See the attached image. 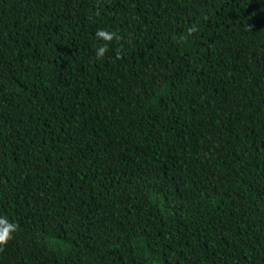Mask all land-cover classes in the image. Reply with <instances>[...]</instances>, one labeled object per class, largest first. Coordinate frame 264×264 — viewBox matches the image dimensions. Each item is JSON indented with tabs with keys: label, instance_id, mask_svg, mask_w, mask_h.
Wrapping results in <instances>:
<instances>
[{
	"label": "trees",
	"instance_id": "trees-1",
	"mask_svg": "<svg viewBox=\"0 0 264 264\" xmlns=\"http://www.w3.org/2000/svg\"><path fill=\"white\" fill-rule=\"evenodd\" d=\"M0 216V264H264V0H0Z\"/></svg>",
	"mask_w": 264,
	"mask_h": 264
},
{
	"label": "clouds",
	"instance_id": "clouds-1",
	"mask_svg": "<svg viewBox=\"0 0 264 264\" xmlns=\"http://www.w3.org/2000/svg\"><path fill=\"white\" fill-rule=\"evenodd\" d=\"M96 36L103 38L105 41H112L115 38V33L98 29ZM106 51V46L97 47L95 54L97 58H102ZM17 224L14 221H9L6 217L0 216V247H3L7 242L12 239L13 234L17 231Z\"/></svg>",
	"mask_w": 264,
	"mask_h": 264
}]
</instances>
